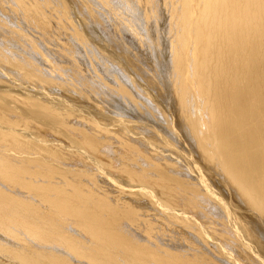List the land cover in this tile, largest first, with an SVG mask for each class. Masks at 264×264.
<instances>
[{
    "label": "bare ground",
    "instance_id": "1",
    "mask_svg": "<svg viewBox=\"0 0 264 264\" xmlns=\"http://www.w3.org/2000/svg\"><path fill=\"white\" fill-rule=\"evenodd\" d=\"M76 1L0 0V264H264V0H181L167 82Z\"/></svg>",
    "mask_w": 264,
    "mask_h": 264
},
{
    "label": "rangeland",
    "instance_id": "2",
    "mask_svg": "<svg viewBox=\"0 0 264 264\" xmlns=\"http://www.w3.org/2000/svg\"><path fill=\"white\" fill-rule=\"evenodd\" d=\"M91 1L92 7L89 8L95 14H99L103 10L107 11L106 7L113 8L122 17H126L128 19L133 17L134 13L132 12V9L134 8H136L140 13H143V17L145 16L144 12L152 13V17H150L149 21H147L146 30L148 31V34L144 36L146 39L142 37V46H138V56L142 62H145H141V64L144 69H147L145 70L146 73H150L149 70H153L157 79L159 76L166 82L169 77L173 76L170 74V71H168V68H170L169 66H171V63L168 62L170 60L169 52L171 51L169 45L170 39L173 38L174 30L178 29L176 16L173 15V13L179 7L181 0H152L151 5L146 4V0H104L105 3H102L103 0ZM76 2V4H79L80 0ZM84 10H86V7ZM132 19L133 21L136 20L135 17ZM101 24L104 25L102 29H104L105 39L112 40L120 37L121 34L116 33L111 22H104ZM163 61H165L166 64L164 63L162 66L160 65V62ZM151 62H154V64L149 65ZM88 77L94 84L104 82L102 77H100V75L96 72H89ZM118 108H120V105H118ZM69 125H72L74 128H79L85 126L86 124L85 122H80L78 119H74L69 123ZM104 151L108 160L113 162H127L129 160L138 167H141L144 164L143 155L139 154L137 151L132 152L133 150L122 148V146H120L117 141H114V139H112V141L109 139L105 141ZM258 229H260V227H258Z\"/></svg>",
    "mask_w": 264,
    "mask_h": 264
}]
</instances>
